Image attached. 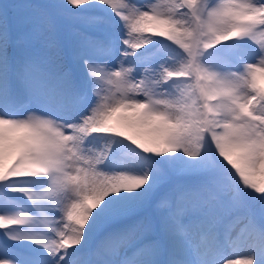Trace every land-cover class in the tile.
Segmentation results:
<instances>
[{"label": "snow or ice", "instance_id": "1", "mask_svg": "<svg viewBox=\"0 0 264 264\" xmlns=\"http://www.w3.org/2000/svg\"><path fill=\"white\" fill-rule=\"evenodd\" d=\"M0 230V264H264V0L0 2Z\"/></svg>", "mask_w": 264, "mask_h": 264}, {"label": "rangeland", "instance_id": "2", "mask_svg": "<svg viewBox=\"0 0 264 264\" xmlns=\"http://www.w3.org/2000/svg\"><path fill=\"white\" fill-rule=\"evenodd\" d=\"M13 0H11L10 2H12ZM136 2L138 3V4H141V5H143V4H145L146 2H147V0H136ZM9 3V2H8ZM166 43H170V42H167V41H165ZM175 47V46H174ZM214 50V49H213ZM257 195H259V194H257ZM0 231H3V230H0Z\"/></svg>", "mask_w": 264, "mask_h": 264}, {"label": "trees", "instance_id": "3", "mask_svg": "<svg viewBox=\"0 0 264 264\" xmlns=\"http://www.w3.org/2000/svg\"><path fill=\"white\" fill-rule=\"evenodd\" d=\"M11 0H0V2H10ZM87 7V5H85Z\"/></svg>", "mask_w": 264, "mask_h": 264}]
</instances>
